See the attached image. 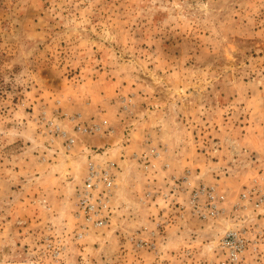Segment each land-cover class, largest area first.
<instances>
[{
	"label": "rangeland",
	"instance_id": "rangeland-1",
	"mask_svg": "<svg viewBox=\"0 0 264 264\" xmlns=\"http://www.w3.org/2000/svg\"><path fill=\"white\" fill-rule=\"evenodd\" d=\"M97 154L120 166L115 213L78 239ZM202 184L227 196L216 221L180 209ZM250 190L264 194V0H0V264H217L230 230L264 264Z\"/></svg>",
	"mask_w": 264,
	"mask_h": 264
},
{
	"label": "built area",
	"instance_id": "built-area-1",
	"mask_svg": "<svg viewBox=\"0 0 264 264\" xmlns=\"http://www.w3.org/2000/svg\"><path fill=\"white\" fill-rule=\"evenodd\" d=\"M75 129L81 135H93L102 131L101 125L86 126L76 123ZM54 134L69 142V148L76 144V138L69 136L59 125L52 124ZM120 166L106 154L92 156L87 163V170L81 186L75 192L74 218L77 225L78 239H84L93 230L108 227L115 213L114 199ZM244 201H252L259 208L264 205V194L258 195L250 190L242 194ZM226 194L216 185H199L190 192L188 199L180 205L192 219L216 221L225 210ZM248 241L245 234L230 230L219 241L216 251L219 255L217 264H249L246 259Z\"/></svg>",
	"mask_w": 264,
	"mask_h": 264
}]
</instances>
